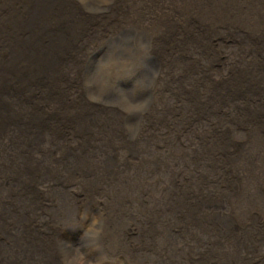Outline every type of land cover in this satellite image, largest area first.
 I'll return each instance as SVG.
<instances>
[{
	"label": "bare ground",
	"instance_id": "6f19581e",
	"mask_svg": "<svg viewBox=\"0 0 264 264\" xmlns=\"http://www.w3.org/2000/svg\"><path fill=\"white\" fill-rule=\"evenodd\" d=\"M89 1L0 0V264H264V0ZM131 33L137 114L87 83ZM128 210L150 262L109 235Z\"/></svg>",
	"mask_w": 264,
	"mask_h": 264
},
{
	"label": "rangeland",
	"instance_id": "374dc122",
	"mask_svg": "<svg viewBox=\"0 0 264 264\" xmlns=\"http://www.w3.org/2000/svg\"><path fill=\"white\" fill-rule=\"evenodd\" d=\"M97 3H98V0H91L88 3L84 2V5H85L86 8L88 7V10L90 12L93 11L92 12L93 14H98L99 13V8L97 7ZM135 37H136V39H135ZM145 45H146V40L142 36L137 34V33H131L130 35H127V37L123 40V42L121 44H118V45L115 44V47L111 48L109 50V52L106 51V48L108 47V44L104 45V47H106L105 50H104V48L101 46V44L99 42H95V47L96 46H98V47H96V50L92 53V56H93L92 57L93 70L95 71V73L97 71L98 72L99 71H103L104 74H105V77L104 76H103V78L101 77L99 82L97 84H95L98 89L96 91H93L94 90V82L92 81V83H90L89 76H88V79H87V83H88V86H89L88 88H89L90 91H92L94 93V94L92 93V95H91L93 100H95L96 102H99V103H103V104L109 103L108 105H111V106L115 105V106H118V108H121V109H124V110H129L131 112H134L135 114L141 113V112L144 111V106H141V107H140V105H136L135 106V104H133L128 99L127 96H128V92L130 93L131 89H133L134 87L136 88L137 86L140 85L141 87L146 88V86H149L150 84L151 85H153V84L155 85V84H157L159 82L160 78H159L158 73H156L153 70L154 68L152 66H150L149 63L147 62L149 57L146 54L147 53V48H146ZM97 48H99V49H97ZM216 50H217V52L219 54L225 55V52H227L229 50V47L218 46V47H216ZM136 55H138V56H136ZM114 56H115V58H114ZM122 59H124V60H122ZM92 61H91V63H92ZM123 68H125V69H123ZM111 70H113V71L111 72ZM106 73H107L108 79L106 78ZM141 81H143V82H141ZM109 86H111V87H109ZM130 103H132V104H130ZM177 103L178 102L176 101L175 104H177ZM126 105H128V106H126ZM130 108H132V109L130 110ZM143 123H146V119L143 121ZM152 200L153 199L148 198L146 206L150 205V202H152ZM134 215H136V216H134ZM137 218H138V220H137ZM112 221H113L112 222L113 225L110 224L112 232H109V235L112 236L111 238L114 240V243L116 242L115 243L116 247H117V245H118V248H121L124 245L126 247H128L130 245L129 249L134 250L137 254H141L142 256L138 255V256L141 257L140 260H142L145 263H147L146 262V260H147L146 256L144 255L145 253L143 251H141V249H140L141 246H144V244H143L145 242L144 229L146 228L145 219L141 216V213L139 211H134V210L124 211L122 214L114 215ZM114 221H115V224H114ZM134 226H136V227L134 228ZM140 226H142V227H140ZM131 227H132V229H131ZM132 231H134V233ZM82 233L83 232H80L79 230L76 229L74 231V233H71L70 235H64V238L67 241H69V243H71V242L75 243V244L76 243H80V242L83 241L82 240ZM117 240L119 241V243H118ZM128 242H129V244H127ZM132 244H133V246H132ZM139 244H140V246H139ZM105 247H106V250H104ZM109 249H111V250H109ZM91 250H92V252H90V256H93L92 254H95V252L98 253L94 249H91ZM100 250H99L100 253L103 252L105 255H107L106 258L108 260L105 258V261L107 262L106 264H111L110 263L111 260H112L111 258H114L113 256L111 257L112 246L108 243V245L104 246L103 250H101V251ZM114 260L116 261L117 259L114 258ZM117 261H118L117 263L121 264L120 260H117ZM147 261L150 262L149 260H147Z\"/></svg>",
	"mask_w": 264,
	"mask_h": 264
},
{
	"label": "clouds",
	"instance_id": "9594fccd",
	"mask_svg": "<svg viewBox=\"0 0 264 264\" xmlns=\"http://www.w3.org/2000/svg\"><path fill=\"white\" fill-rule=\"evenodd\" d=\"M89 232H94L95 233V236L94 238L98 237L99 236V233L98 232H95V224H93L92 227H90L84 234V236H87ZM80 264H87V262L85 260H81L80 261Z\"/></svg>",
	"mask_w": 264,
	"mask_h": 264
}]
</instances>
